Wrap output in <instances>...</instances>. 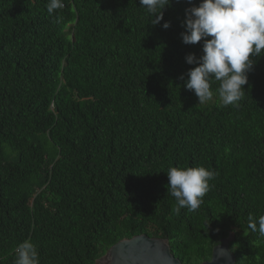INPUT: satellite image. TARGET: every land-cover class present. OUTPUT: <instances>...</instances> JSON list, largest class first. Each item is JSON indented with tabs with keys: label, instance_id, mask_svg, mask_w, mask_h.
I'll return each mask as SVG.
<instances>
[{
	"label": "trees",
	"instance_id": "16d2710c",
	"mask_svg": "<svg viewBox=\"0 0 264 264\" xmlns=\"http://www.w3.org/2000/svg\"><path fill=\"white\" fill-rule=\"evenodd\" d=\"M229 234L264 264V0H0V264Z\"/></svg>",
	"mask_w": 264,
	"mask_h": 264
},
{
	"label": "water",
	"instance_id": "95a60500",
	"mask_svg": "<svg viewBox=\"0 0 264 264\" xmlns=\"http://www.w3.org/2000/svg\"><path fill=\"white\" fill-rule=\"evenodd\" d=\"M233 235L222 240L212 250L211 258L202 264H235L229 249ZM94 264H181L170 253L168 240L145 235L121 240L113 245Z\"/></svg>",
	"mask_w": 264,
	"mask_h": 264
}]
</instances>
